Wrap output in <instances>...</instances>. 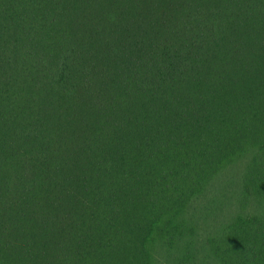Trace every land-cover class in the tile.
<instances>
[{"label": "trees", "instance_id": "trees-1", "mask_svg": "<svg viewBox=\"0 0 264 264\" xmlns=\"http://www.w3.org/2000/svg\"><path fill=\"white\" fill-rule=\"evenodd\" d=\"M0 264H264V0H0Z\"/></svg>", "mask_w": 264, "mask_h": 264}]
</instances>
